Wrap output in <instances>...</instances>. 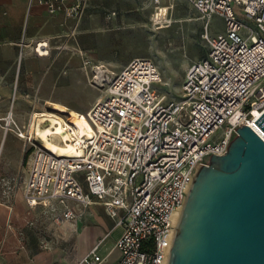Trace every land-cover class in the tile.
Here are the masks:
<instances>
[{
  "label": "built area",
  "instance_id": "1",
  "mask_svg": "<svg viewBox=\"0 0 264 264\" xmlns=\"http://www.w3.org/2000/svg\"><path fill=\"white\" fill-rule=\"evenodd\" d=\"M64 1L40 2L52 14L65 10L72 17L90 0L71 8ZM186 1L205 21L208 48L187 69L181 92L160 90L163 75L152 57L133 59L87 113L94 135L84 137L79 157L51 153L11 112L6 118L33 151L23 187L30 211L55 212L59 205L56 218L74 220L81 212L70 202L102 204L124 230L115 264H167L177 228L173 214L184 209L199 171L213 155L228 153L239 127H252L250 120L264 113V0ZM215 15L225 32L210 36ZM97 250L80 263L101 262ZM3 255L0 244V264H6Z\"/></svg>",
  "mask_w": 264,
  "mask_h": 264
},
{
  "label": "crops",
  "instance_id": "2",
  "mask_svg": "<svg viewBox=\"0 0 264 264\" xmlns=\"http://www.w3.org/2000/svg\"><path fill=\"white\" fill-rule=\"evenodd\" d=\"M40 1L0 0V177L4 181L15 179L31 149L12 127L3 128L10 112L19 128L28 133L36 111L59 107L87 115L133 59L154 55L164 84L169 86L176 78H184L190 61L203 57L191 47L187 52L192 53L190 61L183 62L190 43L173 51L153 50L147 45L152 36L148 28L156 24L157 10L171 9L172 0H90L72 17L65 10L52 14ZM78 1L65 0V8ZM172 22L169 20V26ZM86 60L90 64L85 65ZM23 189L9 182L7 188L2 187L8 199L0 200V244L6 264H81L96 246L102 260L98 264L118 261L116 243L124 230L102 204L84 208L87 212L80 211L74 222L58 220L63 207L57 205L55 218L44 207L45 213L30 211ZM69 204L79 211L81 205ZM85 218L96 224H84ZM50 219L69 225L62 237L66 244L52 246L35 237L41 234L36 230L47 229Z\"/></svg>",
  "mask_w": 264,
  "mask_h": 264
},
{
  "label": "water",
  "instance_id": "3",
  "mask_svg": "<svg viewBox=\"0 0 264 264\" xmlns=\"http://www.w3.org/2000/svg\"><path fill=\"white\" fill-rule=\"evenodd\" d=\"M264 131V113L255 121ZM199 171L167 264H264V139L248 124Z\"/></svg>",
  "mask_w": 264,
  "mask_h": 264
},
{
  "label": "rangeland",
  "instance_id": "4",
  "mask_svg": "<svg viewBox=\"0 0 264 264\" xmlns=\"http://www.w3.org/2000/svg\"><path fill=\"white\" fill-rule=\"evenodd\" d=\"M171 3L174 6H172V8L170 9V12L168 14V19L173 21L172 26H169V21L166 23L168 27L162 28V29H157L152 24L151 27L148 28V30L152 33V36L148 40L147 45L153 50L165 51V49H167L168 51H173L178 46L186 47L190 43V47H187V50L185 51L186 52L185 55L182 56L183 62L190 61L189 56H192L191 55L192 53H187V52H190L189 49L191 47H193V51H195L196 53L199 52L204 57L207 53V48H208L207 41L203 37L206 34L204 20L201 18L196 19L199 15L191 8V6L185 0H172ZM183 17L187 19H191V18H194V19L186 20V21H183L182 23L180 21H177V19H180ZM210 23H211V26L209 28L210 36H215L218 33L225 32V22L223 18H221L220 16L218 15L213 16ZM152 58L158 63L156 58H154V55ZM191 63L192 61H190V65ZM183 83H184V78L182 79L181 77H179L175 79L174 84L172 85L167 86L164 83H161V84H158L157 86L164 93L177 94L178 92L182 91ZM48 110H53V109H48ZM60 114H62L63 117L65 116V114L63 113H60ZM2 126L6 130L7 128L6 122L2 124ZM33 156H34L33 151L32 150L28 151V154L26 155V157L22 160L20 164L21 168L19 172H16L17 176H14L15 179L9 178V179H6L7 181L6 182L2 180L0 177V195H1L0 200L1 201L8 200L6 198L7 194L2 193V187L7 188L8 182H9V185H11L12 187L14 186L15 187L17 186V188H20L22 186L24 187L28 172L31 168L30 161H32ZM12 173L13 172L11 171L9 174H12ZM84 208L85 207L83 206H79V212L81 211L83 214H85L86 210ZM37 210H39L40 212H44V213L46 212L43 206H39ZM48 213L52 215L53 217L54 214L56 215L58 213V210H55V212L49 211ZM83 221H84V224L86 225L96 224L92 222L89 218H85ZM70 222H74V220ZM48 224L49 226H47V229L43 228V230L41 231L36 230V234H38L39 232L41 234L35 235V237L45 239L46 241L50 242L52 246L59 247L62 244H66L67 242L63 240L62 237H65L66 232H67L66 229L67 227H69V225L65 222L64 223L57 222L56 219L55 220L50 219Z\"/></svg>",
  "mask_w": 264,
  "mask_h": 264
},
{
  "label": "bare ground",
  "instance_id": "5",
  "mask_svg": "<svg viewBox=\"0 0 264 264\" xmlns=\"http://www.w3.org/2000/svg\"><path fill=\"white\" fill-rule=\"evenodd\" d=\"M169 12L170 8L167 7L157 10V14L154 16L155 28L168 27L166 23L170 20L168 19ZM60 113H66L68 120ZM256 115L257 117L254 120H250V124L264 138V131L255 122L262 114L256 113ZM31 133L36 143L51 151V153L65 157L81 156L83 151L80 149V145L84 137L94 135L86 115L59 107L44 112L36 111L31 123ZM183 210L178 209L174 212L173 226L177 227Z\"/></svg>",
  "mask_w": 264,
  "mask_h": 264
}]
</instances>
